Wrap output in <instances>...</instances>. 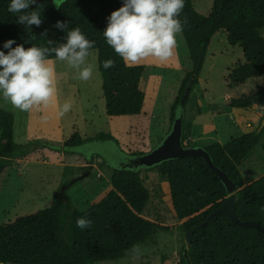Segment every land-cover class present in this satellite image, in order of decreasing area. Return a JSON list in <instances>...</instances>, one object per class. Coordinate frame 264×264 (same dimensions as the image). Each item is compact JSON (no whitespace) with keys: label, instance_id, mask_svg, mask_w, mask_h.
Masks as SVG:
<instances>
[{"label":"trees","instance_id":"obj_1","mask_svg":"<svg viewBox=\"0 0 264 264\" xmlns=\"http://www.w3.org/2000/svg\"><path fill=\"white\" fill-rule=\"evenodd\" d=\"M197 1L202 0H185L179 16L183 24L181 35L193 67L186 73L172 107V127L179 116L187 86L193 82L192 94L199 84L208 49L218 32L225 31L229 45L243 50L245 63L237 65L231 75L235 86L264 77V37L261 35L264 0H214L209 16L196 10ZM9 2L0 0V48L8 39H14L25 48L49 47V41L56 44L65 35L54 27L57 20L65 21L69 28L79 27L86 38L95 41L90 53H98L107 115L113 118L142 114L145 93L140 83L148 68L144 65L126 66L107 45L102 33L108 16L122 6L123 0L43 1L35 7L30 6V10L36 8L41 12L43 20L39 27L31 26L30 29L18 23V14L8 11ZM109 58L114 60L115 67L105 70L103 62ZM56 60L55 56L48 58V61ZM260 103H264V87L258 86L250 95L231 99L229 108L248 113ZM263 122L264 118L261 125ZM15 125L14 114L0 109V178L15 161L23 160L50 144L46 139L17 144ZM185 133L184 146L198 147L185 145ZM263 135L264 129L261 133L257 129L225 145L217 143L205 149L214 164L228 173L238 187L236 211L239 218L264 227V176L246 184L240 171ZM96 141L117 142V139L105 133L83 139L76 132L67 146L81 147ZM145 155L139 153L134 157ZM146 170L158 171L168 178L174 211L185 233L205 222L229 197L224 184L202 158L171 160ZM112 186L107 197L88 211L79 212L75 208L68 194L70 188L66 187L55 194L47 207L0 225V263L97 264L119 261L154 241L160 232L171 230V227L144 216L150 192L144 186L140 170L115 169ZM81 217L91 220V227L78 228L76 221ZM182 259L184 264H264V234L255 228H242L225 215H217L193 235Z\"/></svg>","mask_w":264,"mask_h":264},{"label":"rangeland","instance_id":"obj_2","mask_svg":"<svg viewBox=\"0 0 264 264\" xmlns=\"http://www.w3.org/2000/svg\"><path fill=\"white\" fill-rule=\"evenodd\" d=\"M213 6L214 0L195 2L196 10L206 16L212 13ZM261 35L264 37V30L261 31ZM176 39L181 42L182 48H180L181 45H176L173 54L178 55L180 49H183L184 68L182 70L157 69L156 74L163 75L164 82L161 89L162 99L159 103L160 113L154 129L152 132L149 130L150 135L142 131L135 137L137 132L131 129L132 120L130 117L112 118L107 115L97 52H91L87 57V63L94 65L95 70L92 77L84 82L78 81L76 70L69 69L66 62L49 61L56 75L58 104L41 106L42 111L41 107L34 106L33 112H36L39 119V113H42V119L46 124L45 130L50 137L49 139L40 138L50 141L48 146L40 150L47 148L46 157L49 160L65 164L57 163L56 166L55 164H41L40 167L30 164L26 167H15L10 174L12 178L3 191L7 201L6 206H0V225H6L14 222L18 217L24 216L21 214L24 212L22 206L28 207L27 215L47 207L55 194L66 187L70 188L68 194L75 208L79 212L88 211L112 191V178L115 169L136 168L133 160L135 162L138 158L134 155L148 153L158 146L162 131L165 130L164 134H168L171 130L172 107L179 95L184 76L193 67L182 35L178 34ZM243 58V50L239 46L229 45L225 31L222 30L213 37L199 84L189 98L192 108L200 112L195 127L196 141L190 140V137L194 135L188 130L189 133H185L187 138L185 145L192 144L203 148L217 143L225 145L244 134L259 130L264 117H254L256 108L248 110L249 113L229 108L231 99H240L255 92L258 86L264 87V77L249 79L238 83L237 86L233 84L232 72L237 65L245 63ZM77 92L80 93L79 97H77ZM174 96L176 98L172 102ZM62 97L71 99L72 108L61 116L59 105ZM76 98H79L81 105L75 100ZM189 103L186 110H188ZM263 106L264 103L260 104L256 111L261 110ZM0 109L17 116V118L15 117L17 121L15 139L17 144H26L24 134L27 130V118L31 110L20 111L2 99H0ZM14 111L16 114L13 113ZM90 119L102 128L101 131L112 134L117 142L96 141V143H89L81 147H68L67 143L72 139L74 133L78 132L81 137L83 136ZM166 124L169 126L167 127ZM263 146L264 135L260 144L240 167L246 184L264 176ZM51 152L56 154H51ZM86 156L94 157L92 168L88 169L81 165ZM45 169H49L45 173L46 176L43 174ZM42 174L45 177L41 182L39 176ZM140 175L144 186L150 192V200L145 208L144 216L158 224L171 227V230L160 232L154 241L140 247L134 254L127 255L122 260L97 264H184L182 257L188 244L186 233L174 211L169 180L158 171L149 172L146 169H141ZM76 180L77 182L74 183ZM72 183L74 185L70 187ZM43 188H47V190L40 193ZM6 192L7 195H5ZM29 197H36L37 200L29 203L27 202ZM28 203L30 206L27 205Z\"/></svg>","mask_w":264,"mask_h":264},{"label":"clouds","instance_id":"obj_3","mask_svg":"<svg viewBox=\"0 0 264 264\" xmlns=\"http://www.w3.org/2000/svg\"><path fill=\"white\" fill-rule=\"evenodd\" d=\"M184 2L123 0L122 6L108 16L103 37L126 66L139 64L149 57L165 62L173 55L177 35L183 32L179 16ZM34 4L36 0H10L8 11L18 14V23L26 29L39 27L43 20L36 8L30 10ZM54 27L65 35L56 44L49 41V47L25 48L14 39H8L0 48V99L20 111L58 104L56 75L48 61L50 56L76 70L80 80L87 81L93 75L95 68L87 63V57L95 41L86 38L79 27L69 28L65 21L57 20ZM113 67V59L103 62L105 70ZM71 107L70 100L59 105L60 115L70 111ZM91 224L92 221L85 217L76 221L81 230L91 227Z\"/></svg>","mask_w":264,"mask_h":264},{"label":"crops","instance_id":"obj_4","mask_svg":"<svg viewBox=\"0 0 264 264\" xmlns=\"http://www.w3.org/2000/svg\"><path fill=\"white\" fill-rule=\"evenodd\" d=\"M177 37H178V35H177ZM177 45L178 46L181 45L180 48H182V44L180 41H177ZM243 61H244V58H243ZM184 64H185V62H184V58H183V49H180V52L178 55L173 54L165 62H160L155 58L149 57V58H146L143 62H140L139 64L131 65V66L144 65L148 68V73H146V75L143 77V79L140 83V88L145 93V102H144V108H143L142 114L130 117L132 120L131 129L134 130L135 132H137V133H135V137H137L138 134H140L139 132H142V131L147 132V133H149L148 135H150L152 130L154 129V125L156 124L155 122L158 119L157 118L158 114L160 113L159 103H160V100L162 99L161 89L163 88L162 85L164 82V76L160 75V74L159 75L156 74V70L157 69L158 70H162V69L171 70L172 68L182 70V68H184ZM68 68L70 69V67H68ZM188 68L190 69V67H188ZM152 69H153V71H151ZM184 78H185V76H184ZM78 81L84 82L83 80H80V79H78ZM67 87H68V85H67ZM68 91H69V89H68ZM71 94H72V92H71ZM79 95H80V93H78L77 97H79ZM58 97H59V94H58ZM175 98H176V96H174L172 98V102H174L173 100ZM66 100H69V99H67L66 97H62L60 99V105H62ZM75 100L80 104L79 98H76ZM70 101H71V99H70ZM260 104H262V103H260ZM260 104L254 105L252 107V109L256 108V107L258 109ZM85 105L88 107V105L86 103H85ZM41 106H39V107H41ZM90 106L95 107V105H92V104H90ZM33 110L34 109L32 108L31 113H30L29 117L27 118V130L24 134L25 139H26V143L31 141V140H34V139H40V138L49 139L50 138L49 135L46 133V130H45L46 124L42 119V113H39L40 114V119H39L38 115L36 114V112H33ZM40 110L42 111V107L40 108ZM234 111H236V110H234ZM13 113L16 114V111H14ZM186 113H187V116L185 117V132L189 133L188 130H190L191 134L194 135V136L190 137V140L196 141V139H195V132H196L195 129L196 128L195 127H196V123L198 121V118L200 117V112L194 110L192 108L191 104L189 103L188 110H186ZM239 113H241V112H239ZM248 113H249V111H248ZM261 116L264 117V106L262 107L261 110L256 111V109H255L254 117L260 118ZM15 117L17 118V116H15ZM166 125H167V127L169 126V124H166ZM167 127H166V129H167ZM101 130H102V128L97 126L94 120L90 119V121L88 122V125L86 127V131H85V133H83L82 138L83 139L95 138L98 134H100L102 132H104L105 134H110L106 131H101ZM149 130L151 132H149ZM164 131H162V133H161L160 141L163 140V138L167 135V133L164 134ZM144 135H145V133H144ZM15 137H16V128H15ZM93 143H96V142H93ZM90 144H92V143H90ZM47 152H48V149L39 150V151L33 153L32 155L24 158L23 160L15 161L13 163V165L5 171V173L0 178V196H1L0 197V206H6L7 197L3 195V191H4V188L9 184V182L12 178L10 176L11 171H13V169L15 167H20V166L26 167L30 164H34V165H37L39 167L41 166V164H44V165H50V164L54 165L55 164V166L57 163H59V165L65 164L64 162H53V161L49 160L46 157ZM51 154H56V153L51 152ZM98 157L102 158L100 156H98ZM93 159H94L93 156L92 157L86 156V157H84V160L82 161L81 165L85 168H88V169L92 168L93 167ZM48 170L49 169H45L43 171V174L45 175V173ZM43 174L41 176H39L41 182L44 179V177L46 176V175L44 176ZM46 190H47V188H43L40 193H43ZM5 195H7V192ZM39 196H40V194H39ZM35 200H37L36 197H29V200L27 202H29V203L32 201L34 202ZM29 203L27 204L28 206H30ZM22 208H23L24 212H22L21 214L26 216L28 214V211H27L28 207L22 206ZM35 212H37V211H34V213Z\"/></svg>","mask_w":264,"mask_h":264},{"label":"water","instance_id":"obj_5","mask_svg":"<svg viewBox=\"0 0 264 264\" xmlns=\"http://www.w3.org/2000/svg\"><path fill=\"white\" fill-rule=\"evenodd\" d=\"M43 1L53 0H36V4L33 7L37 6ZM193 87V82L189 83L187 86L184 96L181 100L179 116L175 120L171 132L166 135L163 140L158 144V146L146 153L145 156H142L137 159L136 169H149L156 167L160 164H163L167 161L178 160V159H186V158H202L204 159L211 170L219 177L221 182L227 189L229 197L223 203L221 207L216 209L208 219L197 226L195 229L190 230L186 233V241L187 244H190L193 235L206 226L214 217L217 215H225L230 218L235 224L242 228H255L264 234V227L257 222H245L242 221L236 211V200H237V191L238 187L236 183L229 177L228 173L224 170H221L214 164V161L209 154V152L203 147H191L187 148L184 146L183 137H184V129H185V117H186V109H187V100L190 97L191 91ZM264 129V122L258 130V133H261ZM187 256V251H186Z\"/></svg>","mask_w":264,"mask_h":264},{"label":"flooded vegetation","instance_id":"obj_6","mask_svg":"<svg viewBox=\"0 0 264 264\" xmlns=\"http://www.w3.org/2000/svg\"><path fill=\"white\" fill-rule=\"evenodd\" d=\"M132 161V160H131ZM133 163H135V165L137 166V160H135V162H134V160H133Z\"/></svg>","mask_w":264,"mask_h":264}]
</instances>
